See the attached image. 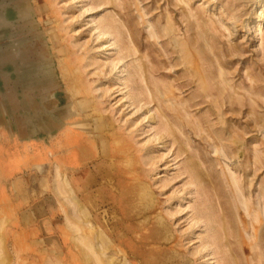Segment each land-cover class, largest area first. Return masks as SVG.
Wrapping results in <instances>:
<instances>
[{"label":"rangeland","instance_id":"rangeland-1","mask_svg":"<svg viewBox=\"0 0 264 264\" xmlns=\"http://www.w3.org/2000/svg\"><path fill=\"white\" fill-rule=\"evenodd\" d=\"M1 223L4 264H264V0H0Z\"/></svg>","mask_w":264,"mask_h":264},{"label":"bare ground","instance_id":"bare-ground-1","mask_svg":"<svg viewBox=\"0 0 264 264\" xmlns=\"http://www.w3.org/2000/svg\"><path fill=\"white\" fill-rule=\"evenodd\" d=\"M3 64H6V63L2 62V65H3ZM69 108H70V107H69ZM67 111H68V110H67ZM70 113H71V112H70ZM73 113H74V111H73ZM73 113H72V114H73ZM56 175H57V174H56ZM73 201H74V199H73ZM71 202H72V200H71ZM80 213H81V212H80ZM83 217H84V216H83ZM72 218H73V217H72ZM81 218H82V216L80 217V219H81ZM75 219H76V218H75ZM76 220H78V222L81 221V220H79V217H78V219H76ZM0 228H3V223L0 224ZM77 229L79 230V227H77ZM79 231H80V230H79ZM80 232H81V231H80ZM94 236H95V234H94ZM96 236H98V234H97ZM96 236H95V237H96ZM101 237H102V236H101ZM96 239H99V238L97 237V238H95V240H96ZM77 240H80V242H82V243L86 246V248L89 249V250L91 251V253L93 254V252H94V250H95V248H94L95 245L93 244V242L89 241L88 238H86V237L83 238V236H82V238H81V237H80L79 239L77 238ZM99 240H100V239H99ZM101 240H102V238H101ZM96 241H98V240H96ZM96 241H95V242H96ZM101 242H104V241H101ZM101 242L99 241L100 244H101ZM102 244H103V243H102ZM105 245H106V244H105ZM96 246H97L96 250H97L98 248H101L99 244L96 245ZM98 246H99V247H98ZM102 246H103V245H102ZM104 247H105V246H104ZM102 249H103V248H102ZM100 250H101V249H100ZM103 250H104V249H103ZM103 250H102L101 252L99 251V254H104V251H103ZM105 250H106V249H105ZM4 251H5V250H3L2 244H1V242H0V256H1V257H0V264H4V263H5L4 260H6V259H3V258H2V255H3V252H4ZM92 251H93V252H92ZM1 254H2V255H1ZM107 256H108V255H107ZM108 257H110V258H109V259H110L109 261H111V258H113V257H111V256H108ZM90 258H91V257H90ZM96 258H97V257H96ZM96 258H95V259H96ZM105 259L108 260L107 257H105ZM96 260L100 261V260H99V257H98ZM109 261H106V262H109ZM100 263H101V262H100ZM109 264H110V263H109ZM114 264H115V263H114Z\"/></svg>","mask_w":264,"mask_h":264}]
</instances>
